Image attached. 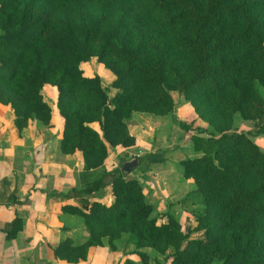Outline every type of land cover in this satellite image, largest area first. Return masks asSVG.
I'll use <instances>...</instances> for the list:
<instances>
[{"label": "trees", "instance_id": "obj_1", "mask_svg": "<svg viewBox=\"0 0 264 264\" xmlns=\"http://www.w3.org/2000/svg\"><path fill=\"white\" fill-rule=\"evenodd\" d=\"M91 57L114 75L111 100L98 75H84ZM46 88L63 121L61 151L83 159L82 187L67 195L79 204L59 211L81 217L89 232L54 246L57 259L76 263L91 246L115 249L126 236L143 263L140 249L150 247L171 250L170 264H264V149L254 141L264 135V0H0V103L19 132L33 120L50 122ZM171 91L208 126L199 131L207 136H190L202 154L180 161L196 185L179 201L196 221L187 232L169 214L157 224L124 159L104 166L109 147L135 144L125 121L133 112H174ZM235 114L253 120L255 133L235 130ZM164 153L142 155L134 168L143 172ZM107 185L110 204L91 199Z\"/></svg>", "mask_w": 264, "mask_h": 264}, {"label": "crops", "instance_id": "obj_2", "mask_svg": "<svg viewBox=\"0 0 264 264\" xmlns=\"http://www.w3.org/2000/svg\"><path fill=\"white\" fill-rule=\"evenodd\" d=\"M81 66L84 75L100 77L108 100L119 91L111 86L112 72L96 57ZM44 91L42 93L51 107V119L47 125L33 120L19 132L14 124V113L0 103V264H124L126 259L136 264H170L171 260L165 257L171 250L162 255L150 247L140 249L147 256V262L143 263L134 252V245L126 242V236L116 241L115 249H111L106 241L101 246H91L86 259L76 263L55 257L53 249L60 241L71 238L79 243L89 236V232L81 217L59 211L61 205L79 204L78 197L67 195L72 188L82 187L78 178L83 159L80 151L73 154L61 151L63 121L55 106L56 94L54 92V99L50 102ZM170 94L175 102L179 93L171 91ZM185 104L189 107L186 114L181 113L180 108L176 111V106L172 114L163 116L133 112L125 121L135 144L109 147L104 166L112 169L120 164V159L125 161L164 150L162 162L149 163L143 172L133 167L129 176L141 184L146 201L153 207L152 216L157 224L167 222L169 214L177 218L187 232L196 226V221L179 201L196 185L192 179L183 176L180 161L202 154L194 149L190 136L196 134V126L207 128V124L198 119L188 102ZM180 121L191 124V127L182 129ZM92 126L97 129L96 124ZM233 128L256 131L254 121L243 119L239 114L234 115ZM254 141L264 149V135L255 136ZM91 199L110 204V185L104 188L101 196ZM16 217L20 219L16 225L20 227L10 236ZM201 234L194 232L191 237H200Z\"/></svg>", "mask_w": 264, "mask_h": 264}, {"label": "rangeland", "instance_id": "obj_3", "mask_svg": "<svg viewBox=\"0 0 264 264\" xmlns=\"http://www.w3.org/2000/svg\"><path fill=\"white\" fill-rule=\"evenodd\" d=\"M261 91H264V89L262 88L261 89ZM44 93H45V96H46V98L50 101V102H52L53 101V99H54V92H53V90L51 89V88H46L45 89V91H44ZM174 95H176V94H174ZM176 101L174 102V106H176L177 108H176V111L178 110V108H180L182 111H181V113H188V110H189V107L187 106V104H185V100H184V98H183V96L179 93V94H177L176 96H175V98H174ZM174 101V100H173ZM175 111V110H174ZM208 127V126H207ZM206 129V128H205ZM208 129V128H207ZM193 130V129H192ZM196 132V134L198 133V135H202V136H207L208 134L207 133H202V134H200L199 133V131H201V129H200V127H197L196 126V128L194 129ZM203 132V131H202ZM196 134H194V135H196ZM199 236V235H198ZM198 236H196V237H198Z\"/></svg>", "mask_w": 264, "mask_h": 264}, {"label": "water", "instance_id": "obj_4", "mask_svg": "<svg viewBox=\"0 0 264 264\" xmlns=\"http://www.w3.org/2000/svg\"><path fill=\"white\" fill-rule=\"evenodd\" d=\"M139 165V159L137 156L129 160H125L122 162L121 168L124 172H130L131 168L136 167Z\"/></svg>", "mask_w": 264, "mask_h": 264}]
</instances>
